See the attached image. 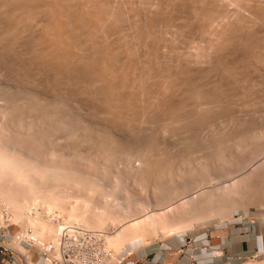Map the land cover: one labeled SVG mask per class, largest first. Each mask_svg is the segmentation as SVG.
Instances as JSON below:
<instances>
[{"label":"bare ground","instance_id":"bare-ground-1","mask_svg":"<svg viewBox=\"0 0 264 264\" xmlns=\"http://www.w3.org/2000/svg\"><path fill=\"white\" fill-rule=\"evenodd\" d=\"M2 59L9 68V70L5 69L6 67L4 68L0 62L3 73L8 71L14 75L10 76L8 73L10 77H15L20 82L17 87L15 85L14 90V92L17 90L18 94L12 92L10 88V96L6 98L9 103L7 104L6 100L4 103L14 112L15 116H11L19 122L27 120L24 123H30L28 125L33 131L36 129L34 126H40L38 128L42 127V129L39 130L47 133L55 130V133L59 134L54 128L57 126L67 128L68 131H72L67 134L68 138L70 137L69 143L71 139L78 141L79 146L88 143L90 146H86L93 147L98 152L101 150L104 156L109 157V160L114 155L115 158L121 155L125 166L131 170L135 169V172L142 171L146 177L149 176L148 180H150V176L152 178L156 176L155 174L175 167L173 162L168 160L172 157L169 155L170 158L167 157L169 152H166L167 148H165L167 150L164 149L166 152L164 154L168 159L162 154L164 151L161 149L165 145L160 149L163 142L175 138L173 132L181 131L179 134L183 136L182 129L187 128L188 133L185 132L184 135L188 136L190 126L199 131V126L206 123L210 125L217 121L230 108L240 105L239 101H236L238 104L234 102L237 95L240 97L239 94L244 95L241 96L243 105L250 99L253 103L254 100L261 101L257 98L258 93L254 92V89L257 90L264 83V0H0V61ZM254 73L259 74L262 84L256 83L259 81L258 78L253 79ZM234 85L236 87L239 85L237 89H241V92L236 95L233 94L236 90L232 89L236 88ZM7 89L5 92H8ZM77 109L85 112L90 119L96 120L93 124L99 123L97 119L102 120L103 124L100 123L104 126L103 134L99 131L100 135L96 133L93 135L89 133L88 128H83L85 123L83 116L74 114ZM78 117L81 122H84L78 125L83 128H81L83 133L80 132L79 127V129H73L72 122L69 123L71 119L76 120ZM225 117L226 115L223 118ZM90 119L88 118V121ZM153 119L155 122L152 121ZM243 125H240V132H243V129L241 131ZM234 128L235 134L238 128L235 130ZM86 130L92 135H89ZM202 130L200 128V132ZM227 131L225 132L228 136ZM221 132L219 131L220 134ZM234 134L231 135L234 137ZM85 135L88 137L86 138ZM101 135L103 136L100 137ZM215 138L218 139L217 136ZM237 138L234 137L233 140ZM65 139L64 142H67V138ZM75 140L73 142L76 143ZM58 141H55L56 144ZM171 142L167 143L171 145ZM244 142L246 143V140ZM132 144L136 146L135 148L138 147L137 151L136 149L132 151L130 148L133 147L130 146ZM169 145H167L168 148H170ZM189 146L183 150L189 149ZM81 149L84 150L83 145ZM219 149L221 150L220 147ZM0 153L2 156L3 153ZM52 154L54 153L50 155ZM57 154L56 159H59ZM179 155L181 156L180 152ZM185 155L189 154L185 153ZM223 155H225L224 152ZM15 157L14 159H9L7 156L4 159L0 157L7 163L0 161V175L14 177L11 181L14 179L13 184L16 183V186L20 182H24L21 183L24 185L29 184L28 188H22L23 192L12 188V191L22 194L16 204H11V197L9 198L13 206L8 211H11L12 216H16L14 218H17L16 221L21 228L33 227L36 239L43 245L50 241L45 239L43 229L56 238L62 224L84 225L81 221V211L76 208L75 211H68L64 205L65 202L60 200L61 197L58 199L59 196L48 181L56 177L58 181L61 176L68 175L73 178L75 174L57 176V173V175L52 173L56 177L49 179L51 175H45L46 172L42 170L40 173L34 160L25 163ZM80 158L82 159V156ZM135 159L140 161L138 165ZM185 160L184 165L189 159L185 157ZM7 166L11 169L8 170ZM34 169L39 172L36 175V170L34 171L35 178L31 172ZM1 178L5 179L3 176ZM43 181L49 182L48 187ZM66 184L68 185V182ZM24 185L21 186L24 187ZM93 188L100 190L101 186L96 183ZM3 193L0 196L1 201L7 198L6 192ZM20 198L24 199L25 204ZM12 201L15 202L13 199ZM43 202L46 206L57 207L54 210L55 218L51 214L53 208L45 210L46 208L42 206ZM57 216H60L62 221L56 219ZM24 217L28 222L26 219L24 221ZM92 221L95 223L94 220Z\"/></svg>","mask_w":264,"mask_h":264},{"label":"rangeland","instance_id":"rangeland-1","mask_svg":"<svg viewBox=\"0 0 264 264\" xmlns=\"http://www.w3.org/2000/svg\"><path fill=\"white\" fill-rule=\"evenodd\" d=\"M0 62L3 64L4 68L7 66L4 63V59H2ZM2 64H0L1 67ZM1 67L0 71L2 70ZM7 68L8 67H6L5 69ZM7 70H9V68ZM2 73L3 70L0 72V91L2 92H0V94H3V96H0V152L3 153V155L0 157L4 159L7 156L9 159H14V157L16 156L15 159H19L25 163H28L29 160H34L33 162L37 163L36 165L38 166L36 167H38L37 170L39 169L38 171L40 173H42V170L46 172H43V174L45 173V175L47 176L51 175L49 176V179L54 178V176L56 177L57 174V176H61L64 174H75V177H73L74 179L72 177L70 178V176L68 175L67 177L63 176L64 178L61 176V179L59 178L60 180L58 179V181L56 180L57 177L48 181L51 183L50 185L52 186V188L55 189L57 196H59L58 199H60L61 197L62 199L60 200H63V202H65L64 205H66L68 211L71 212L75 211L76 209H78V211H81L80 214L82 215V224L92 229H98L102 231L105 230L107 232L108 243H110L109 245L113 249L118 252L124 250H133L134 255L132 256V259H138V264H264V134L262 135V133H264V125H262V123L264 124V98H261L262 96L264 97V91L262 92V90L264 89V83L260 80V77L258 76L259 74L257 75V73H254L253 79L256 80L258 78L257 80L259 81H256V83H263L262 86L259 84L261 87H257L258 91L254 89V92L258 93L256 95L258 96L257 98H260L261 101L257 100V102H255L254 100L253 103V100L250 99L247 102V104L250 103L248 106L247 104L243 105L241 104L243 102V97L241 96L244 95L239 94L241 98L237 95V98H234V102L237 103L239 101L238 103L241 106L235 105L233 107L234 109L232 108L234 110L233 114H231L232 109L230 108L231 110H228L230 113L227 111L226 114H223L224 116L226 115L225 118H223L224 116H222V118L220 117L219 119H217V121H214L210 125H208L209 123H206L205 125L203 124L205 127L203 128V125L199 126V131H197L195 127L194 129L192 126H190V128H188L191 132L189 131L188 136L184 135L185 132L188 133L187 128H185L186 130L182 129L183 133L181 134H183V136H180L179 134L181 131L177 130L173 132L175 135L176 132H178V136L174 135L175 138L168 140L169 142L172 141L171 145H169L170 143H167L168 141L163 142L160 149L165 145V147L161 149L164 151L162 152V154L165 155V158H170L169 156H171V160L173 159V161L168 158L167 159L170 162H173L172 164L175 167H172V169L170 170H166V172L162 171L164 173L160 172L158 174H155L156 176L153 175V180L150 176V180H148L149 176L147 175L146 177V175H144L145 173H143L142 171L141 173L139 172V170L138 172L137 170L135 172V169H133V171L125 166L122 160L123 156L121 155L118 157L116 156V158L115 155L112 156L111 160L113 159V161H111L109 160V157L103 155L104 152L100 150L102 153L101 154L100 151L98 152L96 151V149L94 150L93 147H89L90 145L88 143H85V145L84 143H81L84 150H80V148H82V145L79 146V142L75 139H71V142L69 143L70 137L68 138L67 134L72 131H68L67 128L56 125L58 129H54H56L59 134H56L55 130H51L50 133H47L44 130H39L42 129V127L38 128L40 126L36 127L32 125L31 127L33 129L34 127L36 128L33 131L30 128V125H28L30 123H24L27 122V120L19 122L17 119H15V117H13L15 116L14 112H12V110H9L10 106L7 108V105L5 106L4 103L5 100L7 104L9 103L6 98L10 96V88L13 90L12 92H14L15 88L18 84H20V82L17 80V78L10 77L13 74H10L8 71L5 72L7 74L3 73L2 75ZM8 73L10 74V76L8 75ZM4 77L7 78L5 79ZM17 81L19 83H17ZM234 87L236 86L234 85ZM238 87L239 85H237L236 88H232L233 90H237H234L235 93L233 92V94L236 95L241 92V89H237ZM2 89L4 92L7 89L8 92L4 93ZM259 89L262 90L260 91ZM15 92V94H18L17 90ZM259 93H262L263 95ZM245 102L246 101H244V103ZM74 112V114L76 115L79 114V117H81L82 115L83 120H85L84 122L86 124L83 121L81 122L79 117L76 120H68L69 123L72 122L73 129L80 128V132L83 133L84 131H82V129L86 127L85 129L88 128L87 130L89 131V133H92L93 135L94 133L100 135L101 132V134H103L104 126L102 125V120L99 121L100 119H97V123L102 122V124H95L96 120L94 121L91 118V122L90 117H88V115L86 116L85 112L83 113L80 110L78 111V109ZM88 118L90 119V122L88 121ZM152 121L155 122L154 119ZM87 122L92 124H88ZM93 122L95 123L93 124ZM82 123H84L83 128L80 127ZM79 124L81 125L78 126ZM239 124H244L243 127L241 126V131L243 129V132L239 131ZM253 124L256 125L254 126ZM69 125L71 127V124ZM244 126L246 129L244 128ZM200 128L201 130L203 129L201 132ZM233 128L234 130L238 128L239 132L236 130L234 134ZM218 130L220 132H223H221L220 134ZM99 131L100 133L98 134ZM225 131H227L230 135L234 134V137L238 138L233 140L234 137L232 135L230 136L229 134L227 136V133ZM29 132H31L32 134ZM52 132L54 133V135ZM192 133H194L195 135H192ZM237 133H240L239 136L241 135V139L239 138ZM245 133L247 135H243ZM55 134L57 135V137L55 136ZM84 134H86V132ZM31 136L32 138H34L32 139ZM63 136H66L65 138H67V142H64L66 141V139ZM102 136L103 135H101L100 137ZM186 136L188 137V140ZM212 136L213 138H211ZM216 136L218 139L222 140L220 141L216 139ZM223 136H226L225 139ZM60 137L62 139L64 138L65 140L60 139ZM208 137L210 139H207ZM34 139L39 140L37 141ZM56 139L59 140L57 144L55 142L57 141ZM185 139L187 140V143L190 142L191 144L187 145ZM74 140L76 141L78 146L75 142H73ZM235 140L237 141V143ZM245 140L246 143L244 142ZM42 141H46L44 142L46 146H44ZM182 141H185V143H183ZM39 142L40 144H38ZM221 142L224 147H222L223 145L221 144ZM227 142L228 145H226ZM71 143L73 147L71 146ZM181 143L183 146L181 145ZM217 143H219V145H217ZM66 144L67 146H65ZM53 145L54 147H52ZM167 145H169L170 148H168ZM208 145L210 147H208ZM130 146H133L130 147L133 152L135 149L137 151L138 147L135 148L136 146H134L133 144ZM187 146H189V149L186 148L183 150V148ZM219 147L221 148V150L219 149ZM165 148H167L168 150ZM164 149L167 150L166 152L169 151L167 157L166 154H164L166 153ZM50 150L53 152H51ZM46 151L47 153H45ZM49 151L54 154L50 155L51 153ZM69 151L74 152L71 154ZM209 151H211V153ZM215 151H217V153ZM179 152L181 156L179 155ZM223 152L225 155H223ZM185 153L189 155L187 156L185 155ZM4 154L5 157H3ZM56 154L58 155L59 159H56ZM221 154L222 156H219ZM175 155H177V159L175 158ZM81 156L82 159L80 158ZM185 157L190 161L186 163L187 166L183 164L186 161ZM2 158H0V161L3 160ZM84 158L85 160H83ZM135 162L137 165L138 163H140V161L137 159H135ZM97 163L99 165H96ZM9 168L10 166H7L8 170ZM126 168H128L129 170ZM52 169H56L55 171L57 172L53 171ZM104 169L106 170L104 171ZM35 170L36 169L31 171L33 172V178H35V176L39 174V172L37 170L36 172ZM34 171L36 175L34 174ZM61 171H65V173L63 172L62 174ZM12 172L13 170H11V174H13ZM52 173L57 174L53 175ZM2 176L5 179H2ZM6 178H8V180ZM12 178L14 177L9 178L8 176L0 175V196L3 192H6L7 194L5 193V195L8 198H6L7 202L5 199L2 201L0 199V230H3L4 228V230L9 229L12 232H17L21 228V225L19 224V222L17 223V218H14L16 216H12L13 214L8 210H10V208L17 203L18 198L21 197L22 194L16 191L17 193H19L17 194L14 190L12 191V188H17L18 191H21L22 188H28L29 184L27 183L26 186L24 184H21L24 182H18L19 185L17 184L16 186V183L13 184L14 179L13 181H11ZM48 181H43L45 182L44 184L46 186L49 183ZM67 182L68 185L66 184ZM96 183L101 186V189L99 188L100 190L93 188L94 184ZM21 185H24L25 188ZM51 186L49 187L51 188ZM21 192H23V190ZM10 197L15 201L14 203ZM31 197L33 198V196ZM9 198L11 204L13 205L10 204ZM22 198H20V200ZM29 199L31 198L29 197ZM21 202L24 203V199H22ZM44 204H42V206L46 208L45 210H47V208H49V210L53 208V210H51V214L54 217L56 215L54 210L57 207H52L50 205L46 206V204L44 206ZM90 207L93 209H91ZM82 211L84 212L82 213ZM91 213L92 215H89ZM25 217L24 221L26 219V222H28L27 218ZM91 218L95 223H93ZM56 219H60L62 221V218H60V216H57ZM26 222L25 224H28ZM21 224L23 225L24 223ZM131 224H133V226ZM42 233L45 236L46 240L55 239V237L51 236L46 229H43Z\"/></svg>","mask_w":264,"mask_h":264},{"label":"built area","instance_id":"built-area-1","mask_svg":"<svg viewBox=\"0 0 264 264\" xmlns=\"http://www.w3.org/2000/svg\"><path fill=\"white\" fill-rule=\"evenodd\" d=\"M133 255L113 249L106 231L76 223L62 224L56 238L43 245L33 227L0 230V264H138Z\"/></svg>","mask_w":264,"mask_h":264},{"label":"crops","instance_id":"crops-1","mask_svg":"<svg viewBox=\"0 0 264 264\" xmlns=\"http://www.w3.org/2000/svg\"><path fill=\"white\" fill-rule=\"evenodd\" d=\"M147 264H153V263H147Z\"/></svg>","mask_w":264,"mask_h":264}]
</instances>
